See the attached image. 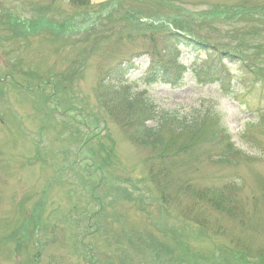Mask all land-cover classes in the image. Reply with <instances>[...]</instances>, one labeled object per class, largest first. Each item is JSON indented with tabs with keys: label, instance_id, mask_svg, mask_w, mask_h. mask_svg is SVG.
<instances>
[{
	"label": "rangeland",
	"instance_id": "1",
	"mask_svg": "<svg viewBox=\"0 0 264 264\" xmlns=\"http://www.w3.org/2000/svg\"><path fill=\"white\" fill-rule=\"evenodd\" d=\"M262 13L264 0H0V264H264V79L224 93L195 77L224 49L241 57L223 62L233 78L264 77ZM168 32L217 50L170 39L167 56ZM151 47L183 70L179 85L137 80ZM130 60L126 94L195 121L164 129L162 154L104 106L117 86L104 73ZM211 190L229 211L196 196Z\"/></svg>",
	"mask_w": 264,
	"mask_h": 264
},
{
	"label": "trees",
	"instance_id": "2",
	"mask_svg": "<svg viewBox=\"0 0 264 264\" xmlns=\"http://www.w3.org/2000/svg\"><path fill=\"white\" fill-rule=\"evenodd\" d=\"M89 2L90 0H70V3L77 8L88 6ZM262 16L264 17V13H262ZM186 36L187 35L178 32H168L162 35V41L158 39L159 42L157 43L163 46V51L166 52L167 56L174 54L173 52H175V48H178V44L182 45L184 48H191L192 50H200L203 52L217 50L216 47H212L208 42ZM256 38L263 39L260 36ZM170 39L177 40L178 44H172L173 42L171 43ZM157 43L149 38L150 46H154ZM149 49L150 51L146 53L149 57V65L143 75L137 80H141L145 84L162 83L173 87L179 85L184 76L183 70L179 65L163 61L161 59L162 55L160 56L158 52L155 51V48L151 47ZM235 50L237 53H241L239 48L236 47ZM219 52L223 57H220L218 62L211 60L206 66L195 72V77L199 82L215 84L224 93L242 90L243 88L249 90L252 87H256L259 83L263 84L262 79H264V77H262L259 72L253 73V71H249L246 68H244L245 71H243V67L240 68L241 77L238 80L233 78L226 67H224L223 62L226 60L239 61L241 57L225 49ZM132 62L133 61L130 60L124 64L118 63L104 73L102 82L117 85L115 87L116 93L109 97V100L104 103V106L107 113L127 134L130 142L139 147L151 150L152 152L162 150V154L164 150H166L164 136L162 134L164 129L175 128L176 126L180 132L191 131L195 127V121L193 119H187L189 113L186 115L184 114L186 118L184 117L179 121L178 112L171 111L170 109L158 108L149 98L143 97L142 94L140 96L129 92L126 94L123 88V84L128 85L126 77L136 72L138 69ZM149 123L153 125H149ZM208 135L216 137L212 132H208ZM172 139L173 137L170 140V145L173 146L174 141ZM217 144H219V141H217ZM223 147L224 153L219 157L218 163H226L228 157L233 155L230 153L232 152V147L229 143H226ZM164 175L165 173L159 176V178H161V183L157 185L159 188V196L162 200L168 197L166 190L168 188L170 190L174 184L173 181L169 179L168 183L166 179L170 177ZM196 196L198 198L206 197L214 208H219L222 211L226 209L229 211L228 207L230 205H227V203L232 205V199H229L231 196L223 191L211 190L208 193L199 191ZM54 264L58 263L54 261Z\"/></svg>",
	"mask_w": 264,
	"mask_h": 264
}]
</instances>
